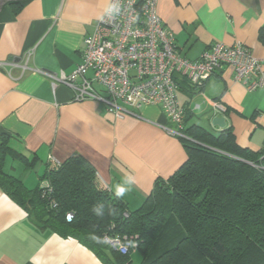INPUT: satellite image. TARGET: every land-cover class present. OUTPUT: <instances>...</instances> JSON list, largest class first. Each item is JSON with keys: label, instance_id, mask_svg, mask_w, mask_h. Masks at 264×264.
<instances>
[{"label": "crops", "instance_id": "obj_1", "mask_svg": "<svg viewBox=\"0 0 264 264\" xmlns=\"http://www.w3.org/2000/svg\"><path fill=\"white\" fill-rule=\"evenodd\" d=\"M107 6L108 0H0V142L10 149L4 171L28 190L39 187L52 164L70 158L87 160L98 189L113 196L115 187L134 177L121 198L134 212L158 180L170 178L187 160L161 107L129 109L118 118L104 103L74 101L73 91L62 85L54 93L49 79L12 65L70 74L81 64L85 38ZM158 11L179 55L188 60L218 42L243 43L264 59V0H159ZM180 81L186 126L215 134L232 128L240 147L264 156V87L248 91L230 68L200 90ZM212 101L225 105L226 112H216ZM215 116L226 118L225 128L212 124ZM0 264L104 263L78 240L40 228L0 186Z\"/></svg>", "mask_w": 264, "mask_h": 264}, {"label": "trees", "instance_id": "obj_2", "mask_svg": "<svg viewBox=\"0 0 264 264\" xmlns=\"http://www.w3.org/2000/svg\"><path fill=\"white\" fill-rule=\"evenodd\" d=\"M183 133L187 160L155 183L138 211L99 190L95 169L81 157L48 168L41 183L50 181V198L43 196L41 183L28 190L4 171L10 150L5 141L0 142V186L40 228L78 240L104 264H132L133 254L109 249L105 233L136 241L142 264H264L263 154L240 147L232 128L215 134L184 121ZM97 204L100 216L91 211Z\"/></svg>", "mask_w": 264, "mask_h": 264}, {"label": "built area", "instance_id": "obj_3", "mask_svg": "<svg viewBox=\"0 0 264 264\" xmlns=\"http://www.w3.org/2000/svg\"><path fill=\"white\" fill-rule=\"evenodd\" d=\"M117 4L119 15L97 21L94 33L85 38L81 64L70 74L29 68L27 63L12 65L49 79L54 93L62 85L73 91L74 101L104 103L118 118H123L129 109L161 107L174 125L169 133L177 138H187L183 133L187 110L179 100L181 79L200 90L213 75L230 68L234 80L248 91L264 87V59L254 56L243 43H215L199 59L191 61L179 55L175 36L159 14V0H117ZM31 55L30 51L25 58ZM211 105L218 113L226 112L221 102L212 101ZM60 166L54 163L51 167ZM41 189L43 196H52L49 180L41 183ZM52 207H58L55 200ZM67 217L71 220L74 215L68 213ZM103 240L121 255L134 253L138 247L132 238L118 234L105 233Z\"/></svg>", "mask_w": 264, "mask_h": 264}, {"label": "clouds", "instance_id": "obj_4", "mask_svg": "<svg viewBox=\"0 0 264 264\" xmlns=\"http://www.w3.org/2000/svg\"><path fill=\"white\" fill-rule=\"evenodd\" d=\"M120 13V8L118 7L117 0H108V6L104 9L103 13L100 16V20H104L105 18L112 20L115 19ZM134 177H128L127 181L125 183H122L115 187L114 191L115 194L119 198H123L128 191L131 190L132 185L134 184ZM101 206L99 204L94 205L91 209V211L97 215H102V212L100 210Z\"/></svg>", "mask_w": 264, "mask_h": 264}, {"label": "water", "instance_id": "obj_5", "mask_svg": "<svg viewBox=\"0 0 264 264\" xmlns=\"http://www.w3.org/2000/svg\"><path fill=\"white\" fill-rule=\"evenodd\" d=\"M212 124L214 126H218L220 128H225V126H226V118L225 117H220V116H215L212 119Z\"/></svg>", "mask_w": 264, "mask_h": 264}, {"label": "rangeland", "instance_id": "obj_6", "mask_svg": "<svg viewBox=\"0 0 264 264\" xmlns=\"http://www.w3.org/2000/svg\"><path fill=\"white\" fill-rule=\"evenodd\" d=\"M143 258L139 251H134L132 254V264H142Z\"/></svg>", "mask_w": 264, "mask_h": 264}]
</instances>
